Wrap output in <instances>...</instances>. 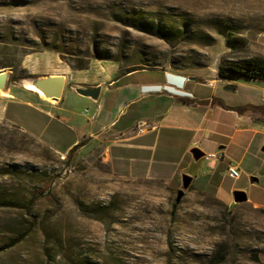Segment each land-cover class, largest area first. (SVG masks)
Segmentation results:
<instances>
[{
    "label": "rangeland",
    "instance_id": "1",
    "mask_svg": "<svg viewBox=\"0 0 264 264\" xmlns=\"http://www.w3.org/2000/svg\"><path fill=\"white\" fill-rule=\"evenodd\" d=\"M255 56L264 58V0H0L8 85L46 76L31 73L43 64L103 80L132 68L209 75L222 59ZM2 106L0 264H264V209L225 203L204 180L183 189L125 176L101 138L24 108L8 107L11 120ZM263 144L264 135L249 144L251 176L264 171ZM222 184L226 199L232 179Z\"/></svg>",
    "mask_w": 264,
    "mask_h": 264
},
{
    "label": "crops",
    "instance_id": "2",
    "mask_svg": "<svg viewBox=\"0 0 264 264\" xmlns=\"http://www.w3.org/2000/svg\"><path fill=\"white\" fill-rule=\"evenodd\" d=\"M52 64V63H51ZM43 64L31 73L52 74ZM73 74L65 71L61 97L48 100L25 88L22 82L9 83L0 98L2 115L6 109H27L40 123L54 120L77 128L81 137L101 138L107 146L110 163L125 176L140 175L182 183V175H189L191 183L204 180L216 196L225 203H235L233 192L247 195L246 203L255 209H264V171L245 173V156L249 144L264 135V80L250 77H219L217 71L209 75H187L161 68H139L122 76ZM58 74V73H53ZM80 84L100 85L96 100L75 91ZM243 89V91L240 90ZM239 93L241 95H237ZM84 106L88 117L74 110ZM12 114V113H11ZM142 128V131H139ZM77 141H71L66 148ZM260 147L258 158L264 162ZM193 148L204 154L218 153L219 158L204 159L206 169L191 154ZM234 165L239 176L232 177L227 167ZM245 177L246 180L240 179ZM231 178L226 199L223 180ZM250 189L251 192L249 193Z\"/></svg>",
    "mask_w": 264,
    "mask_h": 264
},
{
    "label": "water",
    "instance_id": "3",
    "mask_svg": "<svg viewBox=\"0 0 264 264\" xmlns=\"http://www.w3.org/2000/svg\"><path fill=\"white\" fill-rule=\"evenodd\" d=\"M8 78V72L5 70H0V90H3ZM65 78L63 75L54 74V75H46L31 79H23L22 83H32L34 85L40 86L42 90L49 96H51L54 101H58L61 97L62 90L64 87ZM100 85H88V84H80L75 86V91L82 95L92 98L96 100L100 94ZM264 151V147L262 148ZM191 154L195 160L201 158L204 153L198 149L193 148L191 150ZM191 177L189 175H182V188L186 189L191 184ZM183 189H179L176 196V202H178L183 195ZM233 200L235 203L245 202L247 200V195L244 191H234L233 192Z\"/></svg>",
    "mask_w": 264,
    "mask_h": 264
},
{
    "label": "trees",
    "instance_id": "4",
    "mask_svg": "<svg viewBox=\"0 0 264 264\" xmlns=\"http://www.w3.org/2000/svg\"><path fill=\"white\" fill-rule=\"evenodd\" d=\"M139 68H132L124 73H122V78L120 82L124 81L123 76L132 71H136ZM217 74L219 77H250L255 79L264 80V58L255 56L246 60L234 61L222 59L217 68ZM19 241V238L11 240L7 246H12Z\"/></svg>",
    "mask_w": 264,
    "mask_h": 264
},
{
    "label": "built area",
    "instance_id": "5",
    "mask_svg": "<svg viewBox=\"0 0 264 264\" xmlns=\"http://www.w3.org/2000/svg\"><path fill=\"white\" fill-rule=\"evenodd\" d=\"M85 111H87V109ZM142 130H143L142 128H139V131ZM219 157H221V154L218 153H206L203 155V158L206 160L212 158H219ZM227 170L232 177L236 178L239 176V170L234 165L229 164Z\"/></svg>",
    "mask_w": 264,
    "mask_h": 264
},
{
    "label": "bare ground",
    "instance_id": "6",
    "mask_svg": "<svg viewBox=\"0 0 264 264\" xmlns=\"http://www.w3.org/2000/svg\"><path fill=\"white\" fill-rule=\"evenodd\" d=\"M24 86L30 90L37 92L40 96L54 101V99L51 96L47 95L40 86L34 85L32 83H25Z\"/></svg>",
    "mask_w": 264,
    "mask_h": 264
}]
</instances>
